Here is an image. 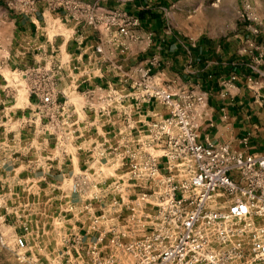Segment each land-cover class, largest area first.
<instances>
[{"label":"built area","instance_id":"2783aa9c","mask_svg":"<svg viewBox=\"0 0 264 264\" xmlns=\"http://www.w3.org/2000/svg\"><path fill=\"white\" fill-rule=\"evenodd\" d=\"M132 2L9 3L27 16L41 6L44 28L30 38L26 67L7 68L0 45L4 97L15 101L23 91L29 114L21 123L48 146L36 156L41 168L85 155L65 176L71 199L64 211L87 225L63 239L65 248L49 264H264V148L249 153L202 143L196 111L203 94L175 90L162 78L156 52L124 63L140 39L139 9H126ZM238 16L256 19L249 3ZM89 34L95 42L86 46ZM57 38L73 39L80 51L65 50ZM95 79L104 82L83 86ZM145 103L167 113L137 127L134 112ZM15 244L20 260L29 261L25 240Z\"/></svg>","mask_w":264,"mask_h":264},{"label":"crops","instance_id":"0c3cea01","mask_svg":"<svg viewBox=\"0 0 264 264\" xmlns=\"http://www.w3.org/2000/svg\"><path fill=\"white\" fill-rule=\"evenodd\" d=\"M10 2L0 0V45L4 56H8L6 67L23 68L32 62L30 38L40 35L44 28L42 8L39 6L33 16H27L12 10ZM218 2L134 0L126 9L130 12L139 9L140 39L130 43L129 50L121 59L126 64H134L158 53L162 58L158 70L164 80H171L175 90L190 89L204 96V104L196 111L199 140L258 153L264 148V0ZM244 3L250 4L256 17L254 21H246L238 16V10ZM186 10H193L194 13L179 24L176 15H182ZM230 11L234 14L233 19L229 17ZM44 14L47 21L48 13ZM66 29L67 33L72 32V24H67ZM147 32L152 34L150 40L146 38ZM39 37V40H43L42 36ZM61 40L57 38L56 43H62L65 50L75 54L80 51L73 39ZM94 42L92 34L85 39L86 46ZM101 82L104 80L95 79L83 86ZM3 84L0 77V125L8 123L10 128L7 133L1 132L0 128V141L13 143L12 147H17L14 151L21 150L19 153L27 158L21 162L29 163L31 157L38 156L48 146L41 142L40 137L37 138L32 128L21 123L23 115L29 114V109H25L27 102L19 106L18 98L15 101L5 99ZM166 113L167 110L160 104L145 103L139 112H134L133 117L137 127H141L144 121ZM14 124L16 128H12ZM83 142L88 143L89 136L84 137ZM84 159V153L78 152L71 162L54 163L53 173L46 174L41 180L15 179L11 183L64 188V196H58L59 201L65 203L60 204L59 214L77 221L80 230L87 225V220L66 212L63 216L62 209L66 206L65 196L69 191V180L65 176L82 167ZM54 176H61L62 179L56 180ZM40 249L46 250L43 246Z\"/></svg>","mask_w":264,"mask_h":264},{"label":"rangeland","instance_id":"374dc122","mask_svg":"<svg viewBox=\"0 0 264 264\" xmlns=\"http://www.w3.org/2000/svg\"><path fill=\"white\" fill-rule=\"evenodd\" d=\"M89 1L98 2L109 8L117 4L116 0ZM190 13H194V11L186 10L182 15L177 14L176 21L183 24L188 20ZM229 17L234 18L232 11L229 12ZM0 98L2 99L1 96ZM25 101L26 97L20 90L17 104L21 105ZM15 125H12V128H16ZM0 128L1 132L7 133L10 127L8 123H5L1 124ZM12 144L11 142L0 141V264H30L31 261L36 264H49L51 257L65 248L63 247V239L76 233L80 224L73 221L72 218L62 217L59 214L60 204L65 205V203L59 201L58 196L65 192L64 188L42 184L12 185L11 182L15 179L41 180L46 174L53 173V170L47 172L41 168V163L36 161V156L31 157L29 163L21 162L27 158L19 153L21 150L14 151L17 147H12ZM57 173L59 174L58 170ZM54 178L56 180L62 179L61 176H54ZM68 192L65 196L66 205L67 201L71 199ZM63 194L62 196H64ZM64 213L65 211L62 209L63 216ZM66 213L70 214L69 212ZM17 237H22L25 240L27 245L25 256L29 261H22L18 256L15 244ZM40 246L45 247L46 250H41Z\"/></svg>","mask_w":264,"mask_h":264},{"label":"trees","instance_id":"16d2710c","mask_svg":"<svg viewBox=\"0 0 264 264\" xmlns=\"http://www.w3.org/2000/svg\"><path fill=\"white\" fill-rule=\"evenodd\" d=\"M137 15H138V17H139V11L137 12ZM140 18V17H139Z\"/></svg>","mask_w":264,"mask_h":264}]
</instances>
